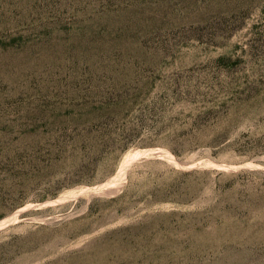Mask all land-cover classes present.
<instances>
[{"label": "rangeland", "instance_id": "374dc122", "mask_svg": "<svg viewBox=\"0 0 264 264\" xmlns=\"http://www.w3.org/2000/svg\"><path fill=\"white\" fill-rule=\"evenodd\" d=\"M0 264H264V0H0Z\"/></svg>", "mask_w": 264, "mask_h": 264}, {"label": "bare ground", "instance_id": "6f19581e", "mask_svg": "<svg viewBox=\"0 0 264 264\" xmlns=\"http://www.w3.org/2000/svg\"><path fill=\"white\" fill-rule=\"evenodd\" d=\"M130 159V158H129ZM125 163V162H124ZM127 163V162H126ZM122 173V172H121ZM103 188V187H102ZM97 191V190H96ZM81 193V192H80Z\"/></svg>", "mask_w": 264, "mask_h": 264}]
</instances>
